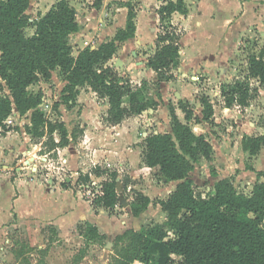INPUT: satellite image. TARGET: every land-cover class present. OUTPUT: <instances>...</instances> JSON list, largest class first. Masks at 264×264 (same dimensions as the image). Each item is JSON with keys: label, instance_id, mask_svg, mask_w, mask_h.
<instances>
[{"label": "trees", "instance_id": "obj_1", "mask_svg": "<svg viewBox=\"0 0 264 264\" xmlns=\"http://www.w3.org/2000/svg\"><path fill=\"white\" fill-rule=\"evenodd\" d=\"M30 1L0 0V133L6 129V120L16 108L22 115L31 112L25 129L32 143L42 146V154L56 155L59 147L70 144V137L76 139L75 131L70 136L64 122H52L46 116L40 108L42 94L28 90L39 76L51 78L55 69L61 71L67 82L65 89L71 99H75L78 88L84 85L105 99L108 103L105 121L112 125L151 108L142 86L106 65L117 53L119 43L135 36V14L130 2H127L126 26L118 29L111 41L98 48L85 47L74 55L70 35L79 30L75 7L68 0H59L31 21L27 15ZM175 12L188 13L185 0H165L158 9L162 31L156 39V50L147 61V67L157 73L172 70L179 64L182 33L172 24ZM29 27L35 29L32 35L26 34ZM5 87L9 93L4 92ZM221 90L225 108L245 110L259 91L264 90V47L258 54L249 56L245 76L223 84ZM201 101L203 119L212 118L215 113L212 101L208 96ZM179 107L188 122L180 120L171 109L172 131L149 133L142 152L147 166H159L160 179L178 181L168 198L158 200L168 216L169 230L158 224L126 230L116 237L111 264L134 261L264 264V181L258 182L250 194L239 191L230 178L217 181L214 190L206 196L196 191L190 172L201 158L212 157L213 146L189 123L194 117L191 107L183 101ZM241 146L250 156L258 155L264 149V133L245 135ZM92 174L108 178L97 188L91 181ZM117 178L116 172L109 173L103 166L95 165L90 172L79 173L77 184L93 190L90 202L96 211L98 207L110 210L120 202ZM61 185L66 189L71 187L70 182ZM150 203V197L136 193L131 203L132 214L139 216ZM88 225L84 231L80 227L88 240L97 243L106 240L96 226Z\"/></svg>", "mask_w": 264, "mask_h": 264}, {"label": "rangeland", "instance_id": "obj_2", "mask_svg": "<svg viewBox=\"0 0 264 264\" xmlns=\"http://www.w3.org/2000/svg\"><path fill=\"white\" fill-rule=\"evenodd\" d=\"M27 15L31 21L39 17L33 9ZM106 22L99 27L98 35L94 39L97 40L101 34L108 33L105 30ZM172 24L178 27L184 37L187 31L180 23L175 21ZM153 25L139 29L135 38L120 44L113 59L106 64L122 77L131 80L133 84L143 87L145 97L151 102V108L141 114L132 115L117 125L108 123L105 121L107 101L99 98L88 85L80 86L75 99H71L65 89L67 82L59 69L53 70L49 79L39 76L28 88L29 92L42 94L43 101L40 108L46 116L52 122H64L70 136L75 131L76 139L73 140L70 137V144L59 147L56 155L42 154V146L32 143V147H28L31 153L26 157L22 155L27 162L23 160L19 163L20 173L51 188L60 186L62 182H70L71 189L75 193L80 192L83 198L91 201L93 190L82 188L75 180L79 177V173L81 171L87 173L95 165L103 166L109 173L116 172L119 204L105 211H101L100 207L96 211L92 206L96 215L101 216L102 224L112 227L115 235L123 230L124 226L126 228L127 224L137 229L143 224H158L169 230L168 216L158 208L157 200L166 198L172 191V186L174 187L177 183H163L154 173L158 169L155 171L145 169L142 146L145 145V138L149 133L172 131L171 109L175 110L180 120L188 122L179 107L180 101L191 107L194 112V117L189 121L193 130L197 134H203L213 146L212 157L201 158L191 173L195 177L196 190L199 186L206 189V185L211 182V179L208 180L209 174H216L218 168L229 174L232 172L233 176L229 178L235 180L237 176L234 175L239 171L236 169L239 166L244 168L242 162L248 167L252 162L249 153L242 149L243 137L264 133V90H260L243 111L238 107L226 109L221 95L223 84L245 76L248 58L250 55L258 54L264 47V36L253 32L252 35L240 37L238 41L228 39L217 41L204 40L200 34L189 35L187 39L180 42L178 66L172 70L157 73L147 67L149 56L156 50V35L162 31L160 22ZM194 28L189 27L187 30H195ZM34 30L33 27H29L26 29V34L32 35ZM71 40L73 53L77 55L80 48L74 47L75 37ZM4 92L9 93V90L5 87ZM204 96L210 98L215 108L214 116L207 120L203 119L202 115L201 100ZM30 116L31 112L22 115L14 108L13 114L6 120L7 127L2 133L17 136L16 132L20 130V127L26 132L25 125L30 123ZM55 137L58 140L59 134L56 133ZM33 155L35 160L30 161ZM263 160L264 156L258 159L259 168H264ZM15 164L11 165L12 170ZM129 176H132V179L126 180ZM106 178H108L107 175L103 179L97 177L93 180L91 177V181L98 188ZM127 181L129 183L126 185ZM139 189L146 190L152 195L154 201L152 206L149 204L150 209L146 216L135 220L134 215L128 214V211ZM238 190H244L241 184L238 185ZM88 226L84 223L81 229L84 231L88 229ZM81 242L76 238L74 243L77 244L73 245L75 247H70L71 251H74ZM115 242L116 238L111 245L112 252L110 248H104L103 245L106 243L104 240L99 242L102 244L98 246H89L83 264H111ZM64 248L67 252L62 257L67 260L71 258L74 261L78 260L80 253L70 258L69 248ZM30 249L28 244L22 247L24 253Z\"/></svg>", "mask_w": 264, "mask_h": 264}, {"label": "crops", "instance_id": "obj_3", "mask_svg": "<svg viewBox=\"0 0 264 264\" xmlns=\"http://www.w3.org/2000/svg\"><path fill=\"white\" fill-rule=\"evenodd\" d=\"M58 1L31 0L27 14L31 9L37 15L45 14ZM68 1L75 7L79 23V30L70 35V43L72 45L71 38L75 37L74 47H79V50H81L85 47L98 48L102 43L111 41L118 29L126 26L129 13L127 2L131 3L135 14L136 32L133 37L135 38L139 29L160 22L158 9L165 0ZM185 2L188 6V13L183 15L175 12L172 16V22L177 21L187 31L180 42L193 34H200L204 40L217 41L224 39L238 41L242 36L252 35L253 32L264 36V0H185ZM105 22L107 26L105 30L108 33L101 34L97 40L94 39L98 35L97 30ZM189 27H195V30H187ZM97 41L98 43H95ZM122 43H119V46ZM16 133L17 136L4 135L2 131L0 133V264H83V260L87 257L88 247L98 246L99 243L87 239L84 232L80 230L82 224L96 226L99 233L106 236V243L103 246L104 248H110V252H112L113 240L118 235L128 229L140 230L141 227L148 225L143 224L137 229L127 224L126 228L124 226V229L115 235L112 227L102 224L101 216L96 215L90 201L83 198L80 192L75 193L71 187L66 189L62 185L51 188L37 182L30 176L21 174L19 171L21 167L18 168L19 163L25 161L26 158L24 157L31 153L28 147H32V142L24 128L20 127V130ZM142 148L144 150V146ZM262 156H264V149L258 155L251 156L250 167L242 162L244 168L242 169V166H239L236 169H239V171L234 175L237 176L233 180L234 185L238 189V185L241 184L245 194H250L258 182L264 181V176L260 175L264 174V168H259L257 164L258 159H262ZM32 157L34 155L30 159ZM15 161H17L16 164ZM14 164L16 166L12 170L11 165ZM144 165L148 171L158 169L154 173L160 177L159 166L149 167L145 163ZM191 173L193 171L190 172V178L193 180L195 189L196 181ZM231 173H226L218 168L216 174H209L210 178L208 180L211 179V182L206 185V189L199 186L198 190H195L200 192L202 196H206L214 190L217 181L233 176ZM91 177L93 180L97 178L93 175ZM103 177L98 178L103 179ZM131 177L128 178L131 180ZM160 180L163 183H178V181L166 182ZM176 186L177 184L174 187L172 186L173 189L169 195L176 189ZM138 192L150 197V205H153L154 199L151 194L141 189ZM157 206L162 211L158 200ZM149 209L133 218L135 220L142 219ZM100 210L105 211L104 208ZM130 213L132 214L131 208L128 211V214ZM163 214L166 215L165 212ZM19 238L20 240H18ZM76 238L82 242L76 246L74 251H71L72 248L70 247H75L73 245L77 244L74 243ZM24 244L31 247L27 253L22 251ZM64 247L69 248L70 258L80 253L79 257L76 256L78 260L74 261L72 258L67 260L62 257L67 252ZM132 264L145 263L134 261Z\"/></svg>", "mask_w": 264, "mask_h": 264}, {"label": "built area", "instance_id": "obj_4", "mask_svg": "<svg viewBox=\"0 0 264 264\" xmlns=\"http://www.w3.org/2000/svg\"><path fill=\"white\" fill-rule=\"evenodd\" d=\"M4 170H6V169H4ZM93 185H96L94 182H93ZM82 188H87V186H82ZM93 196V195H92Z\"/></svg>", "mask_w": 264, "mask_h": 264}, {"label": "water", "instance_id": "obj_5", "mask_svg": "<svg viewBox=\"0 0 264 264\" xmlns=\"http://www.w3.org/2000/svg\"><path fill=\"white\" fill-rule=\"evenodd\" d=\"M31 160L34 161V157H32Z\"/></svg>", "mask_w": 264, "mask_h": 264}, {"label": "bare ground", "instance_id": "obj_6", "mask_svg": "<svg viewBox=\"0 0 264 264\" xmlns=\"http://www.w3.org/2000/svg\"><path fill=\"white\" fill-rule=\"evenodd\" d=\"M30 161H31V159H30Z\"/></svg>", "mask_w": 264, "mask_h": 264}]
</instances>
